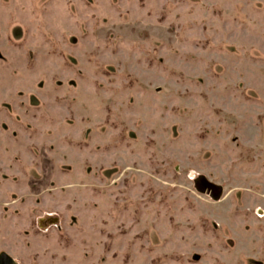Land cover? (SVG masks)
<instances>
[{"label": "rangeland", "instance_id": "374dc122", "mask_svg": "<svg viewBox=\"0 0 264 264\" xmlns=\"http://www.w3.org/2000/svg\"><path fill=\"white\" fill-rule=\"evenodd\" d=\"M0 264H264V0H0Z\"/></svg>", "mask_w": 264, "mask_h": 264}, {"label": "water", "instance_id": "95a60500", "mask_svg": "<svg viewBox=\"0 0 264 264\" xmlns=\"http://www.w3.org/2000/svg\"><path fill=\"white\" fill-rule=\"evenodd\" d=\"M196 186L199 191L204 192L206 194H210V196L215 200H219L224 193V187L222 185L211 182L205 176H201L196 181ZM1 262H10V258L7 255H4Z\"/></svg>", "mask_w": 264, "mask_h": 264}, {"label": "flooded vegetation", "instance_id": "af4514ba", "mask_svg": "<svg viewBox=\"0 0 264 264\" xmlns=\"http://www.w3.org/2000/svg\"><path fill=\"white\" fill-rule=\"evenodd\" d=\"M210 196V194H208Z\"/></svg>", "mask_w": 264, "mask_h": 264}]
</instances>
